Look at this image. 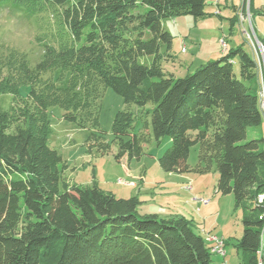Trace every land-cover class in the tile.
<instances>
[{
	"label": "trees",
	"instance_id": "16d2710c",
	"mask_svg": "<svg viewBox=\"0 0 264 264\" xmlns=\"http://www.w3.org/2000/svg\"><path fill=\"white\" fill-rule=\"evenodd\" d=\"M0 7L27 19L51 13L56 23L49 36L35 37L40 55L33 65L26 55L0 48V95L12 97L0 110V264H211L212 247L191 221L139 215L136 197L120 199L95 184L65 180L67 166L49 146V109L96 130L105 89L139 109L115 115L114 159L139 160L143 146L167 137L171 145L160 169L186 173L197 145L193 171L214 167L216 194L231 195L241 209L242 235L234 245L239 264H264L258 201L264 138H247L249 129L264 125L257 63L238 47L181 78L162 67L171 56L160 48L172 40L162 21L205 18L206 0H0ZM144 57H150L147 65L140 63ZM136 121L138 133L132 132ZM87 142L102 156L109 152L101 134L92 132Z\"/></svg>",
	"mask_w": 264,
	"mask_h": 264
},
{
	"label": "rangeland",
	"instance_id": "374dc122",
	"mask_svg": "<svg viewBox=\"0 0 264 264\" xmlns=\"http://www.w3.org/2000/svg\"><path fill=\"white\" fill-rule=\"evenodd\" d=\"M215 1L206 0V12L211 13L205 18L195 20L190 16L180 15L162 21V28L172 37L169 48L164 45L160 48L171 56L162 62V67L175 78H181L193 73L198 66L207 62L203 60H206L208 54L214 51L220 53L221 48L226 50L225 44L229 48L239 47L257 63L260 106L264 113V45L258 40L257 47L252 34L254 51L245 34L250 33L251 21L255 37L264 41V0H220L217 9H220L222 15L227 14L221 18L216 16V7L212 8ZM243 4L245 12L243 9V12L241 11ZM240 11L242 20L239 17ZM235 14L238 21L234 19ZM55 27V18L51 13H42L27 19L17 10L0 7V48H5L3 52L12 49L26 55L33 65L40 55L35 37L49 36ZM146 38L149 39V34H146ZM221 57L220 53L217 59L209 60L215 61ZM149 61L150 57L140 59V63L146 65ZM238 68L236 61L233 66L236 75ZM27 89L26 86H22L20 96L24 97ZM11 103L10 95H0V110H7ZM125 110L137 115L139 109L133 104H124L122 97L111 89H105L100 104L99 127L90 131L64 121L60 108L49 109L51 128L49 146L57 151L68 166L63 174L65 180L71 185L82 187H93L95 184L102 190L114 193L116 198L120 199L136 197L141 202L137 207L139 215H144L150 209L161 210L163 213L165 210V214L170 213L176 217L182 216L191 221L195 233L206 238L208 246L210 236L220 238L223 246L225 243L224 249L219 251L223 255L217 256L211 248L213 254L211 264H239L241 253L234 245L242 235L241 209L234 206L231 195L221 196L214 193L216 169L212 167L209 173L203 176L193 171L198 164V146L194 145L186 161L189 172H163L158 160L171 145L167 137L162 138L158 144L151 142L143 146V155L139 160L127 161L124 157L121 161H116L111 127L117 112ZM139 124L136 121L132 132H139ZM252 129L247 132L248 139ZM92 132L101 134L105 142L109 143L110 149L106 155L98 154L94 148L89 150L87 140ZM127 169L129 173L125 172ZM136 185L137 187L133 188ZM186 186L191 189L184 191ZM120 193L129 195L122 197ZM260 201L264 206V199Z\"/></svg>",
	"mask_w": 264,
	"mask_h": 264
},
{
	"label": "crops",
	"instance_id": "0c3cea01",
	"mask_svg": "<svg viewBox=\"0 0 264 264\" xmlns=\"http://www.w3.org/2000/svg\"><path fill=\"white\" fill-rule=\"evenodd\" d=\"M219 2H220V0H216L215 1V3L212 5V8H214V7H216V13H218V17L219 18H221V16H227V14L225 13L224 15H222V12H220V9L218 8L217 9V7L219 6ZM206 5H207V3H206ZM227 7V6H226ZM205 12H206V8H205ZM207 13V12H206ZM210 13L211 12H208V14L210 15ZM224 43V42H223ZM225 44V43H224ZM225 46H226V50H223L222 48V50L220 51V53H221V56H223V55H225L226 53H227V51L229 50V49H235V48H229L228 46H227V44H225ZM226 51V52H225ZM220 53H218L217 51H214L213 53H211V54H208L207 56H206V60H203V61H210L209 59H217L219 56H220ZM205 59V58H204ZM206 63V62H205ZM261 137H263L264 138V125H262L261 127H259V128H256V129H252V131H251V136L249 137V139H252V138H261ZM124 158V157H123ZM122 159V158H121ZM121 159L119 160V161H121ZM68 167V166H67ZM125 172L126 173H129V171H128V169L127 170H125ZM202 176L203 175H205V174H201ZM216 181H217V179H216ZM216 181H215V185H216ZM141 182V181H140ZM137 187V185L136 186H134L133 188H136ZM127 188V187H126ZM185 189V190H184ZM183 190L184 191H187V190H189V189H191V187L190 188H188V186H186L185 188H184ZM213 190H214V193L216 194V191H215V187L213 188ZM103 191H106V190H103ZM106 192H110V191H106ZM112 193V192H111ZM112 194H114V193H112ZM115 195V194H114ZM119 195H129V193H127V194H122V193H120ZM123 197V196H122ZM129 198V196L128 197H126L125 199H128ZM132 198V197H131ZM122 199V198H121ZM141 203V202H140ZM144 215H156L158 218H160V219H169V218H172V217H176V216H174V215H172V214H170V213H167V214H165V210H164V213L163 212H161V210H150V209H148V212L147 213H145ZM182 217V216H181ZM210 237H212V236H210ZM206 239V238H205ZM208 243V242H207ZM212 244L210 243V246H211Z\"/></svg>",
	"mask_w": 264,
	"mask_h": 264
},
{
	"label": "built area",
	"instance_id": "2783aa9c",
	"mask_svg": "<svg viewBox=\"0 0 264 264\" xmlns=\"http://www.w3.org/2000/svg\"><path fill=\"white\" fill-rule=\"evenodd\" d=\"M241 11H242V5H241ZM241 11L239 13V17L242 20V17H241L242 12ZM249 20H250V18H249ZM249 29H250V33L248 34V33L245 32V34H246V37H247V41L249 43H251V45H252V47H253V49L255 51V45L252 43V30H254V29H253L251 21H250V24H249ZM255 56L257 57L256 53H255ZM263 101H264V92H263ZM263 108H264V106H263ZM263 199H264V192L261 195L258 196V201L263 200ZM263 215H264V212H263ZM219 240H221V239L217 238V237H210V243L212 244L211 247L214 249V253L217 256L223 255V254H220V252H219Z\"/></svg>",
	"mask_w": 264,
	"mask_h": 264
},
{
	"label": "bare ground",
	"instance_id": "6f19581e",
	"mask_svg": "<svg viewBox=\"0 0 264 264\" xmlns=\"http://www.w3.org/2000/svg\"><path fill=\"white\" fill-rule=\"evenodd\" d=\"M252 34H253V40H254V43L257 45V47H258V39L255 37V35H254V31L252 30ZM263 219H264V215H263ZM222 241V240H221ZM224 249V246H223V244L221 245V243H220V241H219V251L221 252V249Z\"/></svg>",
	"mask_w": 264,
	"mask_h": 264
}]
</instances>
